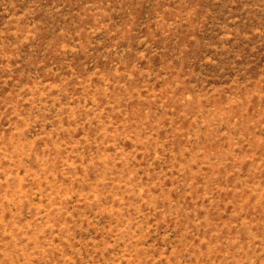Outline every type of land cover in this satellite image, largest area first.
I'll use <instances>...</instances> for the list:
<instances>
[{
	"label": "rangeland",
	"instance_id": "obj_1",
	"mask_svg": "<svg viewBox=\"0 0 264 264\" xmlns=\"http://www.w3.org/2000/svg\"><path fill=\"white\" fill-rule=\"evenodd\" d=\"M0 264H264V0H0Z\"/></svg>",
	"mask_w": 264,
	"mask_h": 264
}]
</instances>
